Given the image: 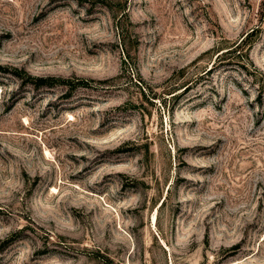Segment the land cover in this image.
Wrapping results in <instances>:
<instances>
[{"label":"rangeland","instance_id":"1","mask_svg":"<svg viewBox=\"0 0 264 264\" xmlns=\"http://www.w3.org/2000/svg\"><path fill=\"white\" fill-rule=\"evenodd\" d=\"M0 66V264H264V0H0Z\"/></svg>","mask_w":264,"mask_h":264},{"label":"trees","instance_id":"2","mask_svg":"<svg viewBox=\"0 0 264 264\" xmlns=\"http://www.w3.org/2000/svg\"><path fill=\"white\" fill-rule=\"evenodd\" d=\"M246 36L239 42L238 45L246 43V40H247ZM0 68H1V66H0ZM18 73H20V72L17 71V75H18ZM27 77H28V79L33 80L34 83L38 86L39 85L52 86L57 82H68V80L65 78L54 77V76L37 77V76H33L31 74H27ZM85 83H86L85 80H79L78 82H76V84L74 83V85L71 86V89H74V87H76V85H84Z\"/></svg>","mask_w":264,"mask_h":264},{"label":"bare ground","instance_id":"3","mask_svg":"<svg viewBox=\"0 0 264 264\" xmlns=\"http://www.w3.org/2000/svg\"><path fill=\"white\" fill-rule=\"evenodd\" d=\"M154 218H155V216H154Z\"/></svg>","mask_w":264,"mask_h":264}]
</instances>
